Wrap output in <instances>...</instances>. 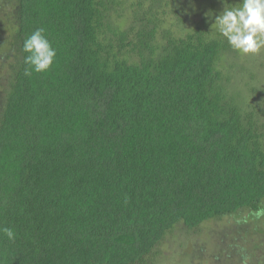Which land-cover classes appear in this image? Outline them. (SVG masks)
I'll use <instances>...</instances> for the list:
<instances>
[{
  "label": "trees",
  "instance_id": "obj_1",
  "mask_svg": "<svg viewBox=\"0 0 264 264\" xmlns=\"http://www.w3.org/2000/svg\"><path fill=\"white\" fill-rule=\"evenodd\" d=\"M130 1L0 0V264H155L244 213L214 260L264 264V88L243 98L219 32L168 28L171 0ZM39 28L57 55L28 77Z\"/></svg>",
  "mask_w": 264,
  "mask_h": 264
},
{
  "label": "rangeland",
  "instance_id": "obj_2",
  "mask_svg": "<svg viewBox=\"0 0 264 264\" xmlns=\"http://www.w3.org/2000/svg\"><path fill=\"white\" fill-rule=\"evenodd\" d=\"M132 1L134 0L128 2V5ZM227 2L234 6L241 0H227ZM224 6L221 0H171L170 6L168 4L166 9L163 6L160 12H167L163 20L166 26L178 35L186 36L201 28L208 30L210 36L215 38L218 31L213 24ZM236 55V59H230L223 65V73L237 74L232 82L242 91L243 98L250 101L252 96L256 97L252 93V87L264 88V48L256 54L241 56L236 53ZM248 215L249 213H244L233 218L211 221L194 231L178 226L158 248L155 264H216L214 258L221 245V236L230 233V230H224L225 227L234 229L237 221L247 218ZM233 231L231 232L234 233ZM223 232L224 234L221 235ZM256 240H258L257 244L264 247V237L255 235L253 243Z\"/></svg>",
  "mask_w": 264,
  "mask_h": 264
},
{
  "label": "clouds",
  "instance_id": "obj_3",
  "mask_svg": "<svg viewBox=\"0 0 264 264\" xmlns=\"http://www.w3.org/2000/svg\"><path fill=\"white\" fill-rule=\"evenodd\" d=\"M221 2L225 6L216 16L213 26L241 56L258 53L264 48V0H241L234 6L227 0ZM44 32L43 28L36 29L23 41L22 51L26 53L24 62L27 66L25 76L47 72L54 63L57 53ZM255 215L264 216V208L257 210ZM0 234L9 241L15 240V232L11 228L0 227Z\"/></svg>",
  "mask_w": 264,
  "mask_h": 264
}]
</instances>
